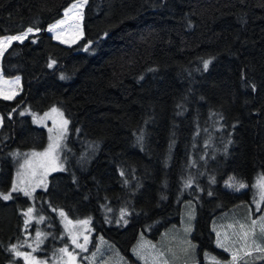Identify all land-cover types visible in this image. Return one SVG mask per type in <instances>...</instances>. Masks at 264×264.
<instances>
[{
  "label": "trees",
  "instance_id": "obj_1",
  "mask_svg": "<svg viewBox=\"0 0 264 264\" xmlns=\"http://www.w3.org/2000/svg\"><path fill=\"white\" fill-rule=\"evenodd\" d=\"M74 1L0 0V38L39 29L0 58L2 76L21 85L0 98V193L11 188V153L46 145L21 110L58 107L69 121L66 168L38 200L90 219L130 263L141 233L156 240L192 203L193 263L229 264L212 225L249 189L226 183L250 188L264 174V0H88L82 38L64 46L46 29ZM12 196L0 199V264H15L9 249L30 204Z\"/></svg>",
  "mask_w": 264,
  "mask_h": 264
},
{
  "label": "rangeland",
  "instance_id": "obj_2",
  "mask_svg": "<svg viewBox=\"0 0 264 264\" xmlns=\"http://www.w3.org/2000/svg\"><path fill=\"white\" fill-rule=\"evenodd\" d=\"M76 1L72 2L75 3ZM72 3L68 6L70 7ZM66 7L63 12L61 18L56 21L54 24L58 23L60 20L65 19L64 12L68 8ZM77 21L75 19L69 20L66 23L65 27L58 28L56 32L61 33L60 39L66 41V43H61L60 39L57 38L56 32H49L46 29V33L51 36L53 41L64 45V46H71L78 42L82 37L77 39V34L80 29H76L73 27H69V25H75ZM52 24V25H54ZM82 28V22H80ZM51 25V26H52ZM50 27V26H49ZM33 34H29L31 36ZM76 39L75 43H72ZM17 42V41H14ZM1 58V57H0ZM0 76H2L0 72ZM3 77V76H2ZM18 77V76H17ZM17 77L13 78H3L6 81H14ZM20 80V78H19ZM0 88L5 90L11 89L12 91L17 92L15 97L19 94L21 85L20 82L18 85L16 84H4L0 81ZM56 108L59 112L62 110L58 107H52L44 112L37 113L29 108H25L21 110L23 113L22 116L28 117L31 122L36 125L37 127L43 128L46 132V145L42 150L38 151H27V152H20V151H13L11 156L15 162L13 177H12V184L14 181L17 180V173H21V178L27 183L31 182L35 184L40 179L45 178L44 173L45 169L39 167V163L42 160L47 158L43 157H32L33 152L41 153L44 152L50 143L59 135L61 130V117L57 113H53L51 110ZM46 113L50 114L49 116H45ZM63 113V112H62ZM63 118L66 117L63 114ZM39 121V122H38ZM1 125V124H0ZM49 129L52 131L49 132ZM68 134V126H67V133L60 141V148L57 150L59 155V161L63 163V167L65 171V153H66V140ZM50 137L53 139L50 140ZM29 160L32 163L26 164L25 161ZM63 171H49L47 172L45 178V185H41L35 188L32 197H26L22 193V196L26 197L29 201V206L23 210L22 214L27 211L29 207L33 208L32 219L31 221L25 225L26 217L23 215V232L22 237L14 244L18 246V250L21 252L31 253L35 256L38 260L42 262H46V264H63V261H67L68 257H63V261L60 260L62 254L59 252V249L63 247H68L69 251H73L76 254V264H157L156 258L157 253L162 252L164 253L163 256L159 257V260L162 261L163 259H167L169 264H194V260L197 258L196 247L194 252L190 251L187 254L183 251L185 247H187L185 241L191 240L193 244H195L191 238L192 232L190 235L186 234L184 231L185 224L188 222L187 213L191 211L193 206L192 203H187L183 205L180 222L178 226H173L169 229L163 231L156 240H153L144 234H140L132 246L130 253L134 258L135 262L130 263L124 257L120 255L114 245L110 242L106 241L101 234L96 233L91 223L87 226L90 231H85L83 226L77 225L75 229H73L74 233L79 234V243H84V236H88L89 242L86 245L87 251H81L79 248H76L75 245L72 244V240L68 232L65 231V221L59 215L60 209H56L48 205V203L44 200H38L36 198L37 192H44L47 189L49 177L57 172ZM35 172V175H33ZM261 177H264V174L258 173L255 181L251 185L250 188H242L239 191L236 190L235 187H229L230 183L235 181L230 180L226 183V186L235 193H242L249 189V198L247 201L241 202L234 207H232L229 211L224 212L222 215L217 216L214 219L212 230L215 229L214 235V245L220 249L222 248L217 246V235L216 233H220V240L225 244L226 247H229L232 251H236L237 249L241 248L243 241L240 240L238 233L241 232L240 225L243 224L245 226L251 225V221L256 219L258 220L261 216H264V202L259 203V210H257V203L259 202V191L260 188L255 186L257 185V181L260 180ZM238 184L237 182H235ZM11 184V187H12ZM11 190V188H10ZM7 194V193H6ZM13 194V193H12ZM66 214V213H65ZM40 217H43V220H40ZM68 217V216H67ZM68 219H70L68 217ZM72 220V219H70ZM85 220V219H81ZM73 224H76L79 220H72ZM193 221H191L193 225ZM232 225V227H229ZM71 227V226H69ZM37 231L43 233L41 239L43 243L39 245V248L36 252H32V248H29L28 245H32L36 247V233ZM255 239L258 244L264 246V234H261L259 228L257 227L255 237L249 236L248 242L251 245L252 239ZM142 242H148L146 246L143 248H138ZM150 245H155L156 248L152 249ZM136 249L137 251H134ZM172 249V252L168 250ZM223 252L229 254L230 261H231V252ZM243 257L242 259L238 260L237 264L247 262V264H264V253L260 252H253L251 256H243V253H240ZM15 264H25L22 258L15 257ZM208 262H212L210 259H207ZM240 261V262H239ZM221 263V262H220Z\"/></svg>",
  "mask_w": 264,
  "mask_h": 264
},
{
  "label": "snow or ice",
  "instance_id": "obj_3",
  "mask_svg": "<svg viewBox=\"0 0 264 264\" xmlns=\"http://www.w3.org/2000/svg\"><path fill=\"white\" fill-rule=\"evenodd\" d=\"M88 0H76L75 3H72L70 7H68L65 12H64V17L65 19L60 20L58 23L50 26L47 30L49 32H56L58 28H61L63 25L69 22V20L75 19L77 23L75 25H69V27H73L76 29H80L78 34H77V39L83 36V31L81 28L80 22L83 21V9L87 5ZM38 32L39 29H36ZM29 34H34V30L32 27H29L27 31L19 34V35H8L0 38V57H3L4 53L11 47L12 43L14 41L23 43L28 37ZM56 36L58 39H60L61 33L56 32ZM104 36H107V33H104ZM35 41L33 40V43ZM61 43H66L65 40L60 39ZM72 43L76 42V39L71 41ZM90 47V45H89ZM89 47H85L84 50L88 51ZM211 60H204L203 61V68L204 70H207L209 68V65L211 64ZM55 63V62H53ZM49 67H52V64H49ZM64 77L62 76L61 79ZM0 81H2L4 84H16L18 85L20 80L19 77H17L14 81H6L3 80V77L0 76ZM252 90L255 91V85H252ZM17 92L12 91L11 89L5 90L3 88H0V98L4 100H12L15 98V95ZM53 113H57L61 117V130L59 135L53 140L52 143L48 145V148L41 153L33 152L31 155L32 157H43L47 158L45 160H42L39 163V167H42L45 169L44 176L46 178L47 172L49 171H63V163L59 161V155L57 153V150L60 148V141L64 139L66 133H67V126L69 124V121L67 119L63 118V113L59 112L58 109L53 108L51 110ZM23 115V113H21ZM45 116H49V113H46ZM3 122V117H0V124ZM39 122V121H38ZM52 130L49 129V132ZM53 138L50 137V140ZM231 142V141H230ZM26 164H31L32 162L29 160L25 161ZM21 173H17V180L13 182L11 190L7 193H0V199H3L4 201L11 200L13 198L12 193H22L26 197H32L33 192L35 191L36 187H39L41 185H45V178L40 179L38 182L35 184L31 182H25L21 178ZM33 175H35V172H33ZM121 175H123V172H121ZM190 181L186 184L187 186H190ZM260 188L259 191V202L257 203V210H259V203L264 202V177H261L260 180L257 181V185H255ZM229 187H235L237 191H239L242 188L247 187L244 183H238L236 184L235 182L230 183ZM211 195V193H209ZM32 213H33V208L29 207L27 211L23 213V215L26 217L25 219V225H27L31 219H32ZM129 213L127 210L122 209L120 212V219L124 220L125 216H127ZM59 215L63 218V220L66 222L65 223V231L68 232V234L71 237L72 244L75 245L76 248H79L81 251H87L86 245L89 242L88 236H84V243L81 244L79 243V234L74 233L73 229L76 228L77 225L83 226L85 231H90L88 229V225L90 223V219H85V220H79L76 222V224H73V221L68 219L67 215L65 214L64 211H60ZM187 218L188 222L185 224L184 231L186 234L190 235L191 232L193 231V225L191 221L195 219V210L194 206H192L191 211L187 213ZM40 220H43V217H40ZM127 223V221H124ZM71 226V227H69ZM229 227H232V225H229ZM257 227L259 228V231L261 234H264V216H261L258 220L254 219L251 221V225L245 226L243 224L240 225L241 232L238 233L237 235L239 236L240 240L243 241V244L241 248L237 249L236 251H232L229 247H226L225 244L220 240V233L217 232V246L222 248L226 252H231V261L229 264H237V261L242 259L243 257L240 255V253H243V256H251L253 252H260L264 253V246H261L256 242V240L253 238L251 241V245H249L248 239L249 236L251 235L252 237H255V233L257 230ZM215 231V229H213ZM43 233L37 231L36 233V247H33L32 245H28L29 248H32V252H36L39 248V245L43 243L41 237ZM148 242H142L140 245H138V248H143L144 246L147 245ZM187 247L183 249V251L187 254L188 252L192 251L194 252L196 245L192 243L191 240H186L185 241ZM152 249H155V245H150ZM10 252L14 254L15 257L22 258L25 262V264H46V262H42L38 260L35 256H33L31 253L27 252H21L18 250V246L13 245L10 249ZM134 251H137L134 249ZM169 252H172V249L168 250ZM59 252L62 254L60 257V260L63 261V257H68L67 261H63V264H76V254L73 251H69L68 247H63L59 249ZM137 254L139 255V252L137 251ZM164 253L159 252L157 253L156 258H154L157 262V264H169V261L167 259H163L162 261L159 260V257L163 256ZM264 258V257H262ZM210 260L212 261V264H220V261L216 257H210ZM247 264V262H245Z\"/></svg>",
  "mask_w": 264,
  "mask_h": 264
},
{
  "label": "water",
  "instance_id": "obj_4",
  "mask_svg": "<svg viewBox=\"0 0 264 264\" xmlns=\"http://www.w3.org/2000/svg\"><path fill=\"white\" fill-rule=\"evenodd\" d=\"M38 33L37 31H34V34Z\"/></svg>",
  "mask_w": 264,
  "mask_h": 264
},
{
  "label": "crops",
  "instance_id": "obj_5",
  "mask_svg": "<svg viewBox=\"0 0 264 264\" xmlns=\"http://www.w3.org/2000/svg\"><path fill=\"white\" fill-rule=\"evenodd\" d=\"M1 72V71H0ZM4 78V77H3Z\"/></svg>",
  "mask_w": 264,
  "mask_h": 264
}]
</instances>
